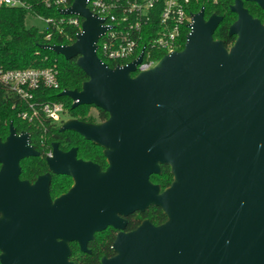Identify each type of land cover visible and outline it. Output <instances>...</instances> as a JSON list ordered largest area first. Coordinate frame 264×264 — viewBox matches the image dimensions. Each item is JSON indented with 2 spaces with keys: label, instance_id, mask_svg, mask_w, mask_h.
Wrapping results in <instances>:
<instances>
[{
  "label": "water",
  "instance_id": "water-1",
  "mask_svg": "<svg viewBox=\"0 0 264 264\" xmlns=\"http://www.w3.org/2000/svg\"><path fill=\"white\" fill-rule=\"evenodd\" d=\"M234 0L237 19L227 48L214 39L223 17H193L183 50L166 54L148 71L132 75L138 60L110 67L97 55L106 28L74 0L65 13L83 18L73 44L43 45L76 60L89 79L81 90L60 94L72 108L91 105L109 113L100 124L71 118L60 127L104 148L106 170L77 159L53 142L50 172L71 176L74 185L55 199L51 173L34 184L22 180L21 161L40 152L30 133L10 123L0 137V263L72 264L70 241L83 252L96 233L119 230L116 255L102 264H264V22ZM169 166L170 186L151 176ZM159 207L167 220H144L125 232L126 219Z\"/></svg>",
  "mask_w": 264,
  "mask_h": 264
},
{
  "label": "trees",
  "instance_id": "trees-1",
  "mask_svg": "<svg viewBox=\"0 0 264 264\" xmlns=\"http://www.w3.org/2000/svg\"><path fill=\"white\" fill-rule=\"evenodd\" d=\"M234 0H217L216 3L204 2L205 18H209L213 14L223 17L221 24L216 29L214 39H221L225 42L227 48H230L234 41V37H229V28L237 19V14L231 12V5ZM245 7L253 17L264 22V11L258 4L253 2H245ZM31 8L25 10L17 7H0V66L4 70L27 69L31 67L48 68L54 67L57 70L59 81L58 89H42L36 93V100L42 102L59 101L63 102L70 118L77 119L81 122L92 124H100L109 118V113L101 108H95L91 105H81L72 108V99L68 96H61V92L65 89L81 90L83 82L89 77L77 65L76 60H66L63 56L56 54L50 49L42 48L43 45L57 44L70 45L75 41L76 30L72 27H64L63 34H56L55 28L48 25L45 31L34 25L27 24L29 14L34 16H59L58 10L44 8L36 2L31 3ZM52 31L54 34L51 38H46L47 33ZM159 58V57H158ZM110 67L114 68L115 64L108 62ZM8 93L5 89L0 91V137L5 140L10 133L9 125L13 123L18 133L29 132L30 143L39 152V156L23 159L21 163L22 180H28L34 183L39 175L49 172L46 156L52 149L51 144L59 142L61 149L67 151L71 147H78V156L81 159H89L100 164L102 167L107 166L103 155V148L83 140L76 132L67 131L62 133L59 128L44 124L39 126L36 123H30L23 119L20 115V106L15 105L19 99L13 96L12 100H8ZM45 129H48L45 131ZM1 167V165H0ZM152 182L161 186L162 189L168 188L173 181L170 167L163 166L162 172L153 175ZM72 184V179L53 175L52 195L56 196L65 192ZM138 221L148 218L153 225H159L167 220L166 215L159 207H152L144 213H137ZM129 228L135 229L137 222L129 219ZM114 239L112 229L104 230V232L96 235L95 240L90 243L93 254L87 255L86 263L94 264L99 257L112 255L111 242ZM75 250L78 249L76 245Z\"/></svg>",
  "mask_w": 264,
  "mask_h": 264
},
{
  "label": "built area",
  "instance_id": "built-area-1",
  "mask_svg": "<svg viewBox=\"0 0 264 264\" xmlns=\"http://www.w3.org/2000/svg\"><path fill=\"white\" fill-rule=\"evenodd\" d=\"M32 2L58 10L60 15L56 17L39 14L36 17L52 25L56 34H63L66 26L72 27L76 30V40L83 28V18L65 13L74 0H0V7L29 10ZM204 2L217 0H87V7L102 19L101 25L106 28L97 41V55L115 67L129 65L142 55L132 75L148 71L166 54L183 50L194 15L205 10ZM53 34L48 32L46 38ZM48 88H59L54 67L4 70L0 66V91H7L8 100L13 96L19 99L14 106L21 107L22 118L39 126L47 124L60 129L71 119L64 103L36 100V93ZM51 154L52 149L46 157Z\"/></svg>",
  "mask_w": 264,
  "mask_h": 264
},
{
  "label": "flooded vegetation",
  "instance_id": "flooded-vegetation-1",
  "mask_svg": "<svg viewBox=\"0 0 264 264\" xmlns=\"http://www.w3.org/2000/svg\"><path fill=\"white\" fill-rule=\"evenodd\" d=\"M245 3V2H244ZM67 131H73V130H67ZM67 131H65V132H67ZM73 132H75V131H73ZM62 133H64V132H62ZM77 133V132H76ZM78 134V133H77ZM83 140H85V141H88V140H86L85 138H83L80 134H78ZM54 142H56V141H54ZM88 142H90V141H88ZM91 143V142H90ZM58 144H59V142H58ZM93 144V143H92ZM94 145H96V144H94ZM51 146H52V152H53V145L51 144ZM97 146V145H96ZM97 147H99V146H97ZM72 148H77V159H79V160H82V161H92V160H89V159H81V158H79V156H78V147H71V148H69L67 151H69V150H71ZM101 148V147H100ZM103 148V147H102ZM60 149H61V146H60ZM62 150V149H61ZM63 152H67V151H64V150H62ZM52 155V154H51ZM50 155V156H51ZM103 155H104V148H103ZM46 158H48V157H46ZM104 158H105V161L107 162V166L106 167H102L100 164H98V163H96L95 161H92L93 163H95V164H97L100 168H101V170H106L107 169V167L109 166V163H108V161H107V159H106V157H105V155H104ZM169 167V166H168ZM48 168H49V166H48ZM162 168H163V166H162ZM170 170H171V168H170ZM161 172H162V170H161ZM47 173H51L50 172V169H49V172H47ZM47 173H45V174H47ZM160 174V173H159ZM44 175V174H43ZM53 175H57V176H61V177H66V178H70V179H72V177L71 176H65V175H58V174H55V173H51V187H50V195L52 196V198L53 199H55V198H57V197H60V195H62V194H66L67 192H68V190L74 185V179H72V184L68 187V189L65 191V192H62V193H60V194H58V195H56V196H53L52 195V183H53ZM154 175H158V174H154ZM40 176V175H39ZM151 178H152V176H151ZM37 179V178H36ZM36 179H35V181H36ZM34 181V182H35ZM152 181V180H151ZM30 182V181H29ZM32 184H34V183H32ZM156 184V183H155ZM160 186V185H159ZM160 188H161V186H160ZM166 189V188H165ZM161 190H164V189H162L161 188ZM154 207H156V206H154ZM153 207V208H154ZM150 208H152V207H150ZM150 208H147V209H145L144 211H137V212H135V213H133V214H130V215H128V216H124V218L126 219V225H125V229H124V231L125 232H131V231H134V230H136L137 229V227L144 221V220H148V221H150L148 218H144V219H141V220H139L138 221V217H136V215H137V213H144L146 210H148V209H150ZM132 217V221H138L137 222V224H136V227H135V229H131V228H129V226H130V221H129V219ZM151 222V221H150ZM152 223V222H151ZM153 224V223H152ZM163 224V223H162ZM160 225V224H159ZM107 229H112L113 230V233H114V239H113V241L111 242V244H110V246H111V249L113 250V254L112 255H103V256H101V257H99V259L97 260V262H93L94 264H102L101 263V261H102V259H104V258H112V257H114L115 255H116V252H115V250H114V248H113V243H114V241H115V239H116V237H117V235L119 234V230H117V229H114L112 226H108L107 228H105V230H107ZM102 232H104V231H102ZM102 232H98V233H96V235L97 234H99V233H102ZM96 235H95V237H94V239H92L91 241H89L88 242V244H87V246H88V250L89 251H87V252H83L82 251V249H81V247L79 246V244H78V242H76V241H70V243H68V247H70V251H71V253H70V256L68 257V263H72V264H89V262L88 263H86L85 261H86V258H87V255H91V254H93V249H92V247L90 246V243L93 241V240H95V238H96ZM74 245H76L77 247H78V249L77 250H75L76 249V247L74 246ZM0 255H1V251H0ZM1 264V263H0Z\"/></svg>",
  "mask_w": 264,
  "mask_h": 264
},
{
  "label": "rangeland",
  "instance_id": "rangeland-1",
  "mask_svg": "<svg viewBox=\"0 0 264 264\" xmlns=\"http://www.w3.org/2000/svg\"><path fill=\"white\" fill-rule=\"evenodd\" d=\"M27 24L28 25H34V26L40 28L41 31H45L47 29V26H48L47 22H44L43 20L39 19L38 17H36L32 14H29V16L27 18ZM66 118H67V116H66ZM57 123L59 124V122H57Z\"/></svg>",
  "mask_w": 264,
  "mask_h": 264
}]
</instances>
